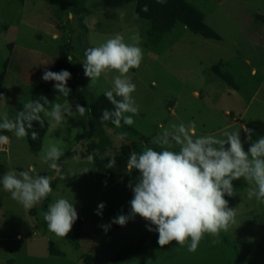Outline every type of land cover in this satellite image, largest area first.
Here are the masks:
<instances>
[{
    "label": "rangeland",
    "instance_id": "rangeland-1",
    "mask_svg": "<svg viewBox=\"0 0 264 264\" xmlns=\"http://www.w3.org/2000/svg\"><path fill=\"white\" fill-rule=\"evenodd\" d=\"M137 1L0 0V73L7 64L0 122L16 119L30 100L31 87L45 71L54 72L62 49L72 58L88 102L78 96L60 100L72 112L59 124L46 117L50 128L36 153L25 137L0 131L10 137V144L0 147V177L29 166L35 174L53 177L52 193L30 210L0 186V264H264V200L249 198L254 185L243 178L233 181L236 195L225 196L235 209V223L219 237L205 234L195 252L175 241L161 248L158 233L147 230L153 225L138 215L125 226L111 223L120 214H130L133 192L128 185H135L139 172L125 169L115 178H100L96 158L123 154L129 159L132 151L146 146L161 151L153 141L171 124L194 122L196 136L224 138V131L240 125L254 130L252 141L264 136V0H187L205 13L206 23L222 39H206L177 24L159 44L149 37L150 22L136 13ZM115 34L143 50L140 67L128 73L139 105L131 126L96 122L89 115V106L112 89L118 73L91 82L84 73V52ZM216 67L231 80L219 77ZM77 104L87 108L83 117L76 112ZM240 138L247 151L250 142L242 129ZM53 143L64 153L57 162L59 173L41 162L42 151ZM171 150L179 147L174 144ZM60 197L77 210L73 227L82 224L79 247L72 243V231L58 237L43 218L48 205ZM100 203L105 204L102 216L96 214ZM101 225L110 227L105 231ZM52 249L65 256H52Z\"/></svg>",
    "mask_w": 264,
    "mask_h": 264
},
{
    "label": "clouds",
    "instance_id": "clouds-1",
    "mask_svg": "<svg viewBox=\"0 0 264 264\" xmlns=\"http://www.w3.org/2000/svg\"><path fill=\"white\" fill-rule=\"evenodd\" d=\"M132 39L135 41L136 37ZM84 56V73L91 82L102 74L118 73L113 77L112 89L104 93L113 109L102 110L101 122L111 121L116 127H121L123 121L124 125L131 126L133 117L139 114V105L132 95L136 85L128 73L140 67L142 48L136 43H126L120 34H115L101 45L86 49ZM68 59L72 61L70 56ZM70 79L71 73L67 70L45 71L42 75L43 81H55L54 89L65 97L71 93L67 86ZM49 104L50 110L45 107ZM86 111L84 106L76 105V112L81 117ZM71 112L69 104L52 103L47 97L40 96L24 103L23 110L17 113L14 121L4 118L0 122V131L24 138L29 135L28 129L32 128L33 121L44 127L41 113L59 124ZM194 127V122L171 124L163 128L153 141L163 150L146 146L139 153H130L126 172L130 174L134 169L139 172L135 185L131 182L128 185L133 192L130 214H120L111 223L125 226L129 219L138 215L155 226V229L148 227L147 230L158 233L161 248L175 241L181 247L187 243L188 251L195 252L205 234L219 237L222 230L227 231L235 223V209L230 208L225 199L226 195H236L234 180L243 178L247 184L254 185L248 190L249 198L264 200V136L252 141L254 130L246 125H240L236 131H224V138L196 136L192 131ZM240 129L250 142L247 151L240 138ZM30 135L32 140L39 138L37 131H31ZM8 144L10 137L0 134V147ZM174 144L179 147L178 151L171 150ZM62 155L64 153L57 144H49L41 153V162L59 173L57 162ZM73 159L79 157L74 156ZM115 164L113 156L107 168H114ZM52 179L48 175L35 174V168L29 166L19 172L8 170L0 177V186L23 208L30 210L52 193ZM104 208L105 204L100 203L96 214L102 216ZM43 218L48 230L63 238L71 232L78 213L74 203L60 197L48 205ZM101 227L107 231L110 225Z\"/></svg>",
    "mask_w": 264,
    "mask_h": 264
},
{
    "label": "trees",
    "instance_id": "trees-1",
    "mask_svg": "<svg viewBox=\"0 0 264 264\" xmlns=\"http://www.w3.org/2000/svg\"><path fill=\"white\" fill-rule=\"evenodd\" d=\"M223 1L224 0H219L217 3L221 4ZM136 13L140 16V18L150 22L151 29L149 37L155 44H159L164 35L173 31L177 24H182L192 33L202 36L203 38L216 41L222 39L221 36L206 23L205 13L197 5L192 4L187 0H138L136 4ZM6 65L7 64L4 66V71L0 73V96H2V86L5 78ZM216 68L217 75L219 77L227 79L228 81L231 80L230 75L222 73L218 67ZM61 70H67L71 73V79L67 82V86L71 89V93L68 97L56 92L54 89V84L56 83L55 81H43L41 76L39 81L31 87L30 100H37L40 96H45L52 103H58L60 100H65L70 96H78L82 100V103L87 105L88 102L84 89L79 83L76 72L72 69L68 59V53L64 49L61 50L54 72H59ZM45 107L50 110L51 104L46 105ZM103 109H113V105L109 103L104 94L101 95L93 105L89 106V115L94 121L102 123L100 117ZM41 116L44 119V127H41L38 122L33 121L32 128L28 129L29 135L25 137L31 151L35 153L41 150L43 140L50 128L48 119L43 113H41ZM106 122L111 123V121ZM121 123H123V121ZM31 131H37L39 133V138L32 140L30 135ZM112 157L105 160L96 158L95 164L97 167L98 177L112 179L126 169L128 159L123 154L114 156L116 160L114 168H107V164ZM152 227L155 228L154 225ZM71 231L73 232V239L75 238L74 240L72 239V243L74 246L79 247L80 243L78 240L82 233L81 222L77 223ZM51 255L64 257L65 253L59 249H52Z\"/></svg>",
    "mask_w": 264,
    "mask_h": 264
}]
</instances>
